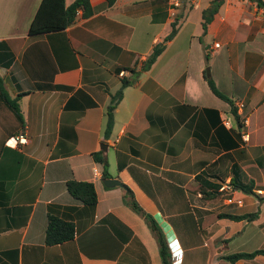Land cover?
Returning a JSON list of instances; mask_svg holds the SVG:
<instances>
[{"label":"crops","instance_id":"0c3cea01","mask_svg":"<svg viewBox=\"0 0 264 264\" xmlns=\"http://www.w3.org/2000/svg\"><path fill=\"white\" fill-rule=\"evenodd\" d=\"M40 1L0 0V76L23 121L0 99V264H162L144 218L123 201L126 188L162 228L172 264H264L263 255L231 263L223 251L248 225L264 234V8L223 0L203 33L211 0H89V16L79 10L65 29L29 35ZM176 16V35L124 87L106 136L120 78ZM231 61L239 82L226 95L239 120L204 78L207 66ZM21 133L25 143L5 144ZM69 179L93 183V208L67 192ZM249 184L260 199L239 189ZM245 205L253 211H237ZM257 210L251 221L217 217ZM48 214L72 220L73 239L45 244Z\"/></svg>","mask_w":264,"mask_h":264},{"label":"trees","instance_id":"16d2710c","mask_svg":"<svg viewBox=\"0 0 264 264\" xmlns=\"http://www.w3.org/2000/svg\"><path fill=\"white\" fill-rule=\"evenodd\" d=\"M108 5H112L115 0H105ZM259 7L264 8V0H253ZM223 0H211L207 8L202 11V20L201 27L203 33L206 32L207 25L213 19L215 13L218 11V8L222 4ZM81 11L82 16H89L92 13L91 5L89 0H74L70 4L66 5L65 0H41L38 8L30 22L28 28L29 35H38L42 33H48L53 31H59L65 29L71 23L74 22L78 11ZM182 21V16H176L174 20L170 23V30L162 36L161 40L153 45L150 52L146 55L145 60L142 62L139 69H130L129 76H122L120 78V87L119 89L110 96V101L107 106V121L105 127V135L108 136L111 132L113 126V109L116 107L117 103L122 97V91L124 87L131 85L138 77L141 71L148 70L151 65L155 62L157 57L164 51L167 42L171 40L177 33L180 23ZM11 58V56H10ZM11 59H9L10 61ZM8 62L3 63L8 65ZM205 80L213 92L214 95L220 99L227 102L230 106V112L235 117L236 120H239V115L237 114V107L234 104L233 99L228 97L226 94L221 92L215 85L211 76L204 75ZM18 97V96H17ZM17 97H11L8 91L5 88L3 78L0 76V99L4 101L6 106L11 109L15 117L20 120L22 125V114L17 102ZM235 144V143H234ZM233 145V143H232ZM96 161L101 162L104 166L106 165L105 158L100 154H93ZM103 176H108L106 169L103 170ZM67 192L76 200H78L83 205L93 208L97 203V194L95 187L92 182L86 180H75L69 179L65 183ZM243 192L247 194H255L257 198L260 199L259 194L253 191L251 184L247 186H239ZM218 191V190H217ZM214 193V192H212ZM123 201L128 205L134 212L141 215L150 231L152 232L157 245L159 256L161 258L162 264H172L171 262V252L169 244L167 242L166 236L153 218V216L145 212L139 203L134 198L133 193L130 189L126 188L125 194L123 196ZM259 214V211L243 214H230V213H218L217 217L219 218H229L234 221L248 220L251 221L256 218ZM75 234V225L72 220H67L60 218L53 214H48L47 224L45 229V238L44 242L47 245L60 244L65 241L73 239ZM256 255L264 256V249L258 248L250 252H235L231 253L225 258L231 263L236 262L239 259H249L254 258Z\"/></svg>","mask_w":264,"mask_h":264},{"label":"rangeland","instance_id":"374dc122","mask_svg":"<svg viewBox=\"0 0 264 264\" xmlns=\"http://www.w3.org/2000/svg\"><path fill=\"white\" fill-rule=\"evenodd\" d=\"M232 63L233 62L231 61L228 62L227 65L224 64L221 66L215 62L212 67L207 66L209 67L211 76L219 79L220 88L222 89L221 91L224 94L230 93L232 90H236L239 82L237 70L230 67V64ZM216 198L220 199V197ZM261 205V208L264 209V202H262ZM251 209L252 208H249V206L245 205V207L239 208L237 209V211H253ZM230 222L233 224L232 221ZM234 228L236 230H241L239 225H234ZM239 245H242L241 249L244 251H248L254 248H264V234H261L259 232V229L257 227H254V225H248L242 232L236 235L235 238L232 239V241H230L228 247H225L223 251L227 253L237 252L239 251Z\"/></svg>","mask_w":264,"mask_h":264},{"label":"built area","instance_id":"2783aa9c","mask_svg":"<svg viewBox=\"0 0 264 264\" xmlns=\"http://www.w3.org/2000/svg\"><path fill=\"white\" fill-rule=\"evenodd\" d=\"M173 4H178L179 0H171ZM124 71H120L119 74L122 75ZM26 142V137L23 133L10 136L5 140L7 146L15 147L17 144H22ZM231 187L226 185L222 187V190L229 191ZM227 203H236L237 205H242V199H233L232 197H227Z\"/></svg>","mask_w":264,"mask_h":264},{"label":"water","instance_id":"95a60500","mask_svg":"<svg viewBox=\"0 0 264 264\" xmlns=\"http://www.w3.org/2000/svg\"><path fill=\"white\" fill-rule=\"evenodd\" d=\"M205 75L210 76V70L208 67L205 68ZM103 183L106 186H110V187L115 185L121 186V182L115 178H105L103 179Z\"/></svg>","mask_w":264,"mask_h":264}]
</instances>
